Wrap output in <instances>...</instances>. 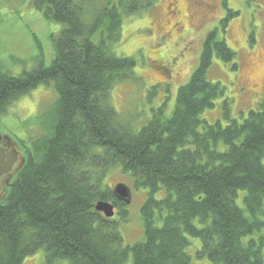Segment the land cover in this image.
Listing matches in <instances>:
<instances>
[{"label":"trees","instance_id":"trees-1","mask_svg":"<svg viewBox=\"0 0 264 264\" xmlns=\"http://www.w3.org/2000/svg\"><path fill=\"white\" fill-rule=\"evenodd\" d=\"M14 1H27L61 28L50 36V65L37 58L30 71L12 76L0 63V116L39 86L52 83L56 92L36 117L43 132L27 149L19 146L25 164L0 201V264H22L39 249L44 264H190L189 238L201 243L196 258L210 264H264V102L241 122L230 118L228 101L225 126L200 118L224 95L207 80L213 59L238 69L224 37L238 13L227 10L203 37L170 116L163 105L134 133L109 94L118 83L141 82L138 59L116 56L113 47L122 18L142 15L157 0ZM114 170L147 190L144 239L132 246L123 245L115 220L127 221L126 205L105 184ZM161 187L166 196L156 199ZM239 191L244 208L234 204ZM97 202L112 204L115 216L95 211Z\"/></svg>","mask_w":264,"mask_h":264},{"label":"rangeland","instance_id":"rangeland-1","mask_svg":"<svg viewBox=\"0 0 264 264\" xmlns=\"http://www.w3.org/2000/svg\"><path fill=\"white\" fill-rule=\"evenodd\" d=\"M178 10V15L175 14ZM227 10L238 14L229 20L225 40L238 56V69L213 59L208 72L212 83L224 89L223 97L215 100L214 106L204 110L200 118L209 124L218 121L223 126L224 101H228L230 118L241 122L251 110L264 102V0H157L149 11L142 15L123 17L121 37L114 45L116 56L137 55L134 73L141 79L138 84L118 83L110 90V102L118 116L138 133L151 119L152 112L164 105V116L169 117L175 106L176 91L187 83L198 64L203 37L225 17ZM174 13V14H173ZM61 25L47 21L27 1L2 0L0 3V63L3 70L13 75L30 71L37 58L44 66L53 60L50 36ZM254 40L251 44L249 37ZM56 99L53 84L42 85L19 98L0 116V134L12 138L22 149L30 147L36 133L43 131L38 126L43 113ZM264 165V158L261 160ZM125 184L131 193V202L126 206L128 219L118 222L123 245L132 246L144 239L141 207L147 197L145 188H134L128 175L120 170L112 171L105 179L110 188ZM166 196L160 188L156 199ZM245 192L239 191L235 203L244 208ZM264 221V218H263ZM189 238V237H188ZM186 249L190 264H210L196 258L201 243L189 238ZM264 253V248H263ZM44 251L28 255L22 264H44ZM264 255V254H263ZM54 264H70L66 259Z\"/></svg>","mask_w":264,"mask_h":264},{"label":"water","instance_id":"water-1","mask_svg":"<svg viewBox=\"0 0 264 264\" xmlns=\"http://www.w3.org/2000/svg\"><path fill=\"white\" fill-rule=\"evenodd\" d=\"M24 161L25 157L19 145L9 136L0 134V201L6 197L8 188L13 186L11 181L24 166ZM112 193L114 199L120 203L126 206L130 204L131 193L125 184H116ZM114 209L108 202H97L95 205V211L107 219L114 217Z\"/></svg>","mask_w":264,"mask_h":264},{"label":"flooded vegetation","instance_id":"flooded-vegetation-1","mask_svg":"<svg viewBox=\"0 0 264 264\" xmlns=\"http://www.w3.org/2000/svg\"><path fill=\"white\" fill-rule=\"evenodd\" d=\"M178 13H179L178 10L175 9V14L178 15ZM173 14H174V13H173Z\"/></svg>","mask_w":264,"mask_h":264},{"label":"bare ground","instance_id":"bare-ground-1","mask_svg":"<svg viewBox=\"0 0 264 264\" xmlns=\"http://www.w3.org/2000/svg\"><path fill=\"white\" fill-rule=\"evenodd\" d=\"M264 66V65H263Z\"/></svg>","mask_w":264,"mask_h":264}]
</instances>
